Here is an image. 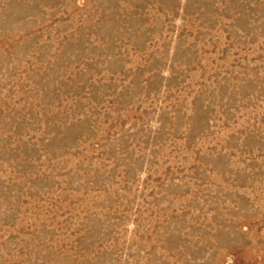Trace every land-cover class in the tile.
<instances>
[{
  "label": "rangeland",
  "instance_id": "rangeland-1",
  "mask_svg": "<svg viewBox=\"0 0 264 264\" xmlns=\"http://www.w3.org/2000/svg\"><path fill=\"white\" fill-rule=\"evenodd\" d=\"M0 264H264V0H0Z\"/></svg>",
  "mask_w": 264,
  "mask_h": 264
}]
</instances>
